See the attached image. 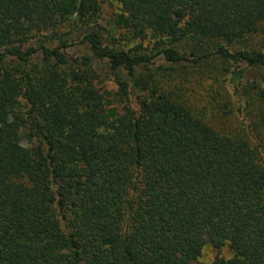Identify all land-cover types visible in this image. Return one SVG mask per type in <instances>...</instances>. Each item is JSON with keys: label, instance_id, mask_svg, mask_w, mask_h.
Returning <instances> with one entry per match:
<instances>
[{"label": "trees", "instance_id": "16d2710c", "mask_svg": "<svg viewBox=\"0 0 264 264\" xmlns=\"http://www.w3.org/2000/svg\"><path fill=\"white\" fill-rule=\"evenodd\" d=\"M111 1L0 0V264H264V0Z\"/></svg>", "mask_w": 264, "mask_h": 264}, {"label": "rangeland", "instance_id": "374dc122", "mask_svg": "<svg viewBox=\"0 0 264 264\" xmlns=\"http://www.w3.org/2000/svg\"><path fill=\"white\" fill-rule=\"evenodd\" d=\"M103 13L100 21H95L92 23L91 30L98 31L102 34L104 41L109 44H117L122 42L123 46L129 47L133 46L132 43H126L127 34L123 29L112 28V24L109 21L113 12L118 10V5L111 0H104L102 4ZM89 25H87V28ZM66 30V29H64ZM259 43L264 40V32L257 37ZM256 40V41H257ZM136 43V42H135ZM128 45V46H127ZM118 46V45H116ZM142 52L149 53L153 46V41L151 39H146L143 41ZM81 48H73V54H80ZM80 52V53H79ZM98 73H104V69L98 66ZM253 72H249L248 76H251ZM103 76V75H102ZM104 77V76H103ZM217 104L220 109L217 111L215 108L209 106L208 108H195L197 115L202 117L209 125H211L215 130L221 133H234L237 129V124L233 120V117H236V107L238 105V98L234 95L233 90L227 85H224L223 90L218 93ZM201 106V105H200ZM241 120V118H239ZM225 253V251L221 252ZM215 252L210 249L209 246H206L202 251L201 257L198 259L196 264H208L212 261Z\"/></svg>", "mask_w": 264, "mask_h": 264}]
</instances>
